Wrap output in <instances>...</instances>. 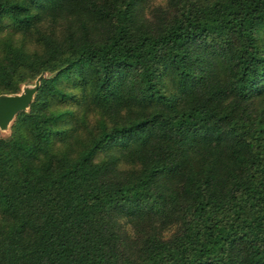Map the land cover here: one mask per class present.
I'll list each match as a JSON object with an SVG mask.
<instances>
[{
    "label": "trees",
    "instance_id": "1",
    "mask_svg": "<svg viewBox=\"0 0 264 264\" xmlns=\"http://www.w3.org/2000/svg\"><path fill=\"white\" fill-rule=\"evenodd\" d=\"M0 264H264V0H0Z\"/></svg>",
    "mask_w": 264,
    "mask_h": 264
},
{
    "label": "water",
    "instance_id": "2",
    "mask_svg": "<svg viewBox=\"0 0 264 264\" xmlns=\"http://www.w3.org/2000/svg\"><path fill=\"white\" fill-rule=\"evenodd\" d=\"M39 86V85H38ZM38 86L27 90L24 94L0 95V126L11 121L19 112L25 110L36 93Z\"/></svg>",
    "mask_w": 264,
    "mask_h": 264
},
{
    "label": "rangeland",
    "instance_id": "3",
    "mask_svg": "<svg viewBox=\"0 0 264 264\" xmlns=\"http://www.w3.org/2000/svg\"><path fill=\"white\" fill-rule=\"evenodd\" d=\"M165 3H166V0H153L154 5H165ZM53 75H54L53 73H43L40 77L36 78L35 80L28 81V82L22 84L20 86L19 92L16 94H19V95L24 94L27 90H30L31 88L38 86L40 83V79L42 77L48 78V77H52ZM34 95L32 96L31 101L33 100ZM25 110H28V106L25 108ZM14 118L11 121H9L7 124H5L4 126H0V137L1 138L5 139V138L10 137L11 126L13 124Z\"/></svg>",
    "mask_w": 264,
    "mask_h": 264
}]
</instances>
